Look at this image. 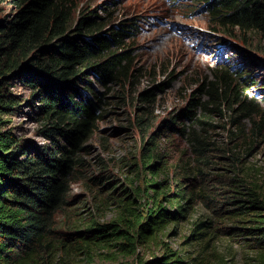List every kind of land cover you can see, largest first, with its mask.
<instances>
[{"label": "trees", "instance_id": "obj_1", "mask_svg": "<svg viewBox=\"0 0 264 264\" xmlns=\"http://www.w3.org/2000/svg\"><path fill=\"white\" fill-rule=\"evenodd\" d=\"M0 2L7 4L0 16V114L19 108L16 95L4 88L11 79L38 86L35 112L42 114L36 121H43L40 130L47 141L26 146L0 116V264H93L97 248L107 249L103 254L108 259L130 256L123 264H194L158 235L168 223L186 221L196 199L204 210L190 220L189 236L208 239L229 233L244 249L264 250V188L252 177L254 168L243 161L252 143L245 138L264 131V99L258 104L247 96L238 70L230 71L225 64L212 67L211 78L199 83L200 96L191 97L181 111L185 121L177 120V113L160 121L176 127L188 153L181 149L167 163L157 149L155 132L148 134L141 143L140 160L128 164L127 185H113L110 174L87 176L99 190L111 185L101 200L115 205L111 216L102 221L83 217L68 227L55 224L54 213L76 178L72 173L83 164L78 152L85 148L97 111L110 95L86 85L76 90L68 80L77 72V79H86L80 75L91 70L108 89L123 78L130 52L125 45L135 28L125 22L110 26L106 33L83 36L79 30H84V14L71 32L81 36L76 39L66 33L74 22L75 0ZM203 3L212 28L253 42L264 54V0ZM139 94L146 114L153 101L151 89ZM142 116L136 122L143 123L139 128L145 132L147 116ZM244 119L250 120L249 126ZM217 128L223 132L219 138L213 134ZM219 162L223 171L212 173L209 169ZM148 247L160 251L143 258L139 251Z\"/></svg>", "mask_w": 264, "mask_h": 264}, {"label": "rangeland", "instance_id": "obj_2", "mask_svg": "<svg viewBox=\"0 0 264 264\" xmlns=\"http://www.w3.org/2000/svg\"><path fill=\"white\" fill-rule=\"evenodd\" d=\"M203 2L205 0H75L71 14L74 22L66 32L72 34L73 38L81 39V36L71 32L76 31L77 22L84 14L86 21L81 25L84 30H79L83 36L106 33L110 26L125 22H130L135 30L128 38L129 45H125L130 52L123 78L110 83L108 89L98 83L91 70L80 75L86 79H77V72L68 80V84L75 86L76 90L86 85L88 88L94 87L96 92H102L101 95H110L97 111L99 116L94 120V127L84 141L85 148L78 152L83 164L77 167L79 172L72 173V177L76 178L68 185L65 203L54 213L55 224L68 227L70 224L78 225L77 220L83 217L102 221L111 216L115 205L101 204L111 185L105 186V191L99 190L97 184L87 176L97 172L110 174L115 178L113 185L117 182L127 185L130 178L128 164L140 160L141 143L148 134L155 132L157 149L165 154L163 157L169 160H166L167 163L173 161L181 149L188 153L185 139L177 132L176 127L160 121L173 113H177V120L185 119L182 109L191 97L200 96L196 89L204 77L211 78L212 67L225 64L230 66V71L238 70L241 81L246 84L245 94L252 96L258 104L262 102L263 52L255 48L253 42L244 43L231 33L212 28V19ZM6 10L7 4L0 2V16ZM98 22L102 23L99 24L100 28H93ZM85 24L89 27H85ZM237 65L242 68H233ZM249 76L251 78L248 81ZM4 88L16 95L19 104L16 111L0 114L6 120V126L28 147L46 143L40 130L43 121H36V117L42 114L41 111L35 112L39 102L35 97L38 86L30 87L11 79ZM144 89H151L150 96L153 99L145 108L146 114L142 110L144 103L139 94ZM139 115L147 116L144 121L147 125L145 132L139 128L143 123L136 122ZM243 121L249 126V119ZM213 134L219 138L223 132L221 128H217ZM245 140H252V143L243 155V161L245 166L254 168L252 177L260 181L264 188V131L256 137L248 136ZM221 165V162L216 163L209 170L220 173L223 171ZM110 199L111 197L107 198ZM188 210L192 211L186 221L168 223L158 236L171 248L191 257L192 263L256 264L257 260H264V250L244 249L237 239H231L229 233H220L208 239L207 236L193 239L189 236L190 220L198 210L204 209L196 199ZM106 250L95 249L92 263L123 264L131 260L130 256L122 255L108 259L103 254ZM159 251V247H148L141 249L139 255L147 258Z\"/></svg>", "mask_w": 264, "mask_h": 264}]
</instances>
